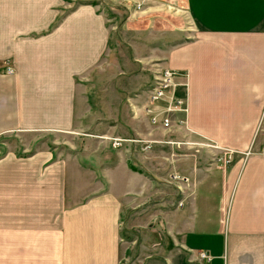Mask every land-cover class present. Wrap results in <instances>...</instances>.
I'll use <instances>...</instances> for the list:
<instances>
[{"label": "crops", "instance_id": "crops-1", "mask_svg": "<svg viewBox=\"0 0 264 264\" xmlns=\"http://www.w3.org/2000/svg\"><path fill=\"white\" fill-rule=\"evenodd\" d=\"M48 1L43 9L42 0H0V136L84 124L90 108L75 117L76 89L87 102L86 80L114 52L117 22L101 2ZM123 1L128 8L131 0ZM133 1L143 4L128 9L121 32L140 36L136 27L152 26L161 48L148 60L187 73L182 139L192 144L186 149L178 137L160 138L166 145L158 149L163 169L157 173L173 168L189 181L172 191L164 185L165 195L155 200L152 190L160 187L133 170L130 142L98 149L99 161L75 159L76 165L71 154L54 157L48 148L7 149L0 154V201L12 202L18 226H0V264L128 262L135 249L123 246V212L149 201L151 209L159 206L152 216L160 214V231L151 218L142 233H161L165 264H264V0H181L194 29L173 44L166 4ZM43 11L49 14L44 23ZM125 115L123 123L137 129L131 112ZM139 120L154 131L142 115ZM69 169L85 180L86 192L74 202L60 192L73 181L66 178Z\"/></svg>", "mask_w": 264, "mask_h": 264}, {"label": "rangeland", "instance_id": "rangeland-1", "mask_svg": "<svg viewBox=\"0 0 264 264\" xmlns=\"http://www.w3.org/2000/svg\"><path fill=\"white\" fill-rule=\"evenodd\" d=\"M62 1H69L72 3V6L84 3L94 5L101 2L100 4L104 7L106 15L111 17L115 15L114 18L117 22L113 39L109 45L114 51L113 54L111 56L105 55L101 59L103 66L96 67L90 73L91 78L86 80L88 84L87 102H84V96L82 91H80L82 88L77 87L76 89L79 98H76L78 109L75 111V117H79L78 115L85 112L86 108H90L89 111L87 110V113H89L85 117V119L87 118L85 120L86 122L84 121L82 125H74L68 131L42 129L41 131L26 134H19L18 132L4 133L0 136V154L12 148H15L18 153L22 152L21 154L29 153L31 150L48 148L53 151L54 157L63 156L64 158L66 155L71 154L72 162L75 159H78L80 162H88L90 160L96 162L100 159V156L97 154L98 149H119L123 146L126 147L130 142V144H133L135 151L132 155L131 153L129 154L130 158L128 160L132 163L133 159L137 158L135 161L138 164L133 167V170L144 174L152 183V187L153 185L160 187L158 190L151 189L155 200L165 195L166 190L163 188L166 186L164 185H169V189L172 191L176 186L182 185V182L187 183L189 178L181 174V172H176L173 168L161 174L157 173V171L161 172L163 169L161 163L157 160L159 159V150H162L163 146L166 145V142L160 138L164 139L165 136L166 138L167 136L178 137L182 141L181 146L185 145L186 149L192 144V141L186 142V140L182 139L187 134V131H183L182 127L186 128L187 126L188 79L179 73L178 76L173 77L169 83H166L162 87V96L157 93L158 97H153V94H150V91H152L151 86L157 87V81L161 80V72L163 69H171L168 67H159V65L154 64L155 62L153 60H148L150 57H155L154 55L161 48V45L155 42L156 39H152L157 34L152 32V26L149 25L148 27L150 28H147L145 22H142V26L136 27L143 31L139 34L140 36L130 34L131 30H129V33L126 32L123 34L121 32V23L130 13L128 9H139L143 1L131 0L128 2V8L118 3L119 0ZM126 1L121 3H125ZM162 2L166 4L164 5L165 9L167 12L169 11L167 17L170 18L172 27H174L172 29L176 31V33L170 35L169 43L173 44L180 41L179 37L185 38L183 35L188 36L185 32L191 35L194 26L189 15L182 11L183 6L181 0H152L151 3L152 5L161 6ZM48 3V0H42L43 9L46 8ZM61 4L59 3L58 5ZM41 18L43 23L49 21L48 12L46 11L45 13L43 11ZM162 38L165 39V37ZM129 41L133 43V47ZM104 58H108V61L105 60L104 62ZM148 107H153L157 113H151ZM167 107L171 108L170 111L167 110ZM128 112H131L138 121L139 124L135 126L137 129L131 130L120 119L121 117H125V113ZM141 115L146 119L149 126L154 128L152 133H149V130L143 125V122L139 120ZM152 116L155 117L152 118L155 120L153 123L150 121ZM165 116L170 120L167 126H164L162 123ZM146 132L147 137L145 138L144 133ZM133 134H136V136L131 137ZM156 138H159V140ZM189 138L192 140L191 137ZM115 141H117L116 144L114 143ZM180 153L182 154L183 152ZM217 155L219 156V154ZM181 156L185 158L184 155ZM67 160L68 162L70 161L69 159ZM174 161H178V159ZM71 171V173L67 174L66 178L71 177L73 181H68L66 187L64 186L60 191L62 193L61 197L64 198L65 202L66 200L68 202H74L80 198L84 191L86 192V189L83 188L85 184L83 174L73 172V170ZM152 171L155 174H152ZM146 173L150 175L148 176ZM157 181H161L160 186ZM145 187L149 188L150 185H145ZM173 196L176 199V192L173 193ZM4 203H7L8 206ZM4 203L0 201V211L2 210L0 214H3V218H0V226L17 227V217L12 218L16 212V208L9 200H5ZM150 205L153 206L151 201L149 203L141 202L138 207L123 212L125 213L123 214L124 218H122L123 246L128 244L131 245L132 250L135 249L134 252L130 250V259L128 262L123 260V264H132L133 262L136 264L140 262L144 264H165L164 260H162L161 249L157 245V242H160L157 234L161 233H142V231L144 232V230L151 228L146 225V222L153 218L152 213L157 212L156 210L159 208V206H156V208L151 209ZM123 209L126 208L124 207ZM160 219V214L152 219V227L155 228L154 232L160 231ZM27 223L25 222L26 225ZM42 225L48 224L42 222ZM136 227L138 230L137 233L134 231ZM146 253L148 254L147 258L145 256Z\"/></svg>", "mask_w": 264, "mask_h": 264}, {"label": "built area", "instance_id": "built-area-1", "mask_svg": "<svg viewBox=\"0 0 264 264\" xmlns=\"http://www.w3.org/2000/svg\"><path fill=\"white\" fill-rule=\"evenodd\" d=\"M7 71L10 72V70L8 68H7ZM161 74H162V77L160 78L161 80L158 79L160 81H157V88L156 89H151L152 91H150V94H153V97H158V94H161V92H162V87H164L166 85V83H169V81H171V79L173 77H175L176 75L178 76L179 72L176 69H166L165 68V69L162 70ZM183 76L186 78L187 77V73H184ZM162 95L163 94H161L160 96H162ZM148 109H149V111L151 113H154V112L157 113V111H155L153 107H148ZM170 109H171L170 107L169 108L167 107V110L170 111ZM152 118H155V117L154 116L151 117L150 121L153 123L155 120L152 119ZM162 123H163L164 126L169 125V123H170L169 118L167 116H165L163 118V120H162ZM114 143L116 144L117 141H115ZM201 257H208V255L206 253L202 252L201 253Z\"/></svg>", "mask_w": 264, "mask_h": 264}, {"label": "bare ground", "instance_id": "bare-ground-1", "mask_svg": "<svg viewBox=\"0 0 264 264\" xmlns=\"http://www.w3.org/2000/svg\"><path fill=\"white\" fill-rule=\"evenodd\" d=\"M157 87L156 86H151V89H156Z\"/></svg>", "mask_w": 264, "mask_h": 264}]
</instances>
